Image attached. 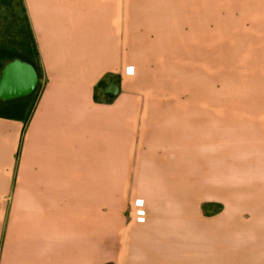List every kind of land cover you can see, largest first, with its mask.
Instances as JSON below:
<instances>
[{"label": "crops", "instance_id": "0c3cea01", "mask_svg": "<svg viewBox=\"0 0 264 264\" xmlns=\"http://www.w3.org/2000/svg\"><path fill=\"white\" fill-rule=\"evenodd\" d=\"M24 2L41 87L27 122L0 117V264H264V106L193 89L209 19L264 49V0Z\"/></svg>", "mask_w": 264, "mask_h": 264}, {"label": "rangeland", "instance_id": "374dc122", "mask_svg": "<svg viewBox=\"0 0 264 264\" xmlns=\"http://www.w3.org/2000/svg\"><path fill=\"white\" fill-rule=\"evenodd\" d=\"M207 59L203 69L193 67V89L203 94L204 105H216L217 96L224 97L225 105L264 106V49L233 48V18H210ZM177 80L175 89L184 91L188 84V66H185V51L178 47ZM181 63V64H180ZM138 223L146 221L144 202L135 203ZM209 214L210 211H207ZM98 255L109 250H120L121 242L97 241ZM112 259L98 256V264H114Z\"/></svg>", "mask_w": 264, "mask_h": 264}, {"label": "trees", "instance_id": "16d2710c", "mask_svg": "<svg viewBox=\"0 0 264 264\" xmlns=\"http://www.w3.org/2000/svg\"><path fill=\"white\" fill-rule=\"evenodd\" d=\"M15 59H22L34 65L41 78V63L37 42L30 23L24 0H0V72ZM102 82L96 89L106 90ZM41 84L27 97L11 101L0 100V117L27 122L37 104Z\"/></svg>", "mask_w": 264, "mask_h": 264}, {"label": "water", "instance_id": "95a60500", "mask_svg": "<svg viewBox=\"0 0 264 264\" xmlns=\"http://www.w3.org/2000/svg\"><path fill=\"white\" fill-rule=\"evenodd\" d=\"M39 74L31 63L15 59L7 63L0 72V100L6 102L32 95L39 85ZM119 85L110 83L105 95L114 99L119 94Z\"/></svg>", "mask_w": 264, "mask_h": 264}]
</instances>
